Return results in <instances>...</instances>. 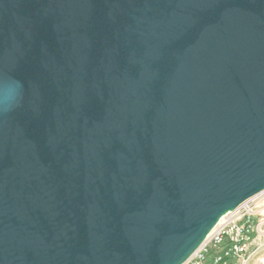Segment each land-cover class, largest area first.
I'll use <instances>...</instances> for the list:
<instances>
[{
	"label": "water",
	"instance_id": "95a60500",
	"mask_svg": "<svg viewBox=\"0 0 264 264\" xmlns=\"http://www.w3.org/2000/svg\"><path fill=\"white\" fill-rule=\"evenodd\" d=\"M264 191V0H0V264H185Z\"/></svg>",
	"mask_w": 264,
	"mask_h": 264
},
{
	"label": "built area",
	"instance_id": "2783aa9c",
	"mask_svg": "<svg viewBox=\"0 0 264 264\" xmlns=\"http://www.w3.org/2000/svg\"><path fill=\"white\" fill-rule=\"evenodd\" d=\"M264 246V191L225 214L186 264H247Z\"/></svg>",
	"mask_w": 264,
	"mask_h": 264
},
{
	"label": "rangeland",
	"instance_id": "374dc122",
	"mask_svg": "<svg viewBox=\"0 0 264 264\" xmlns=\"http://www.w3.org/2000/svg\"><path fill=\"white\" fill-rule=\"evenodd\" d=\"M262 259H264V246L253 253L247 264H264V260Z\"/></svg>",
	"mask_w": 264,
	"mask_h": 264
},
{
	"label": "bare ground",
	"instance_id": "6f19581e",
	"mask_svg": "<svg viewBox=\"0 0 264 264\" xmlns=\"http://www.w3.org/2000/svg\"><path fill=\"white\" fill-rule=\"evenodd\" d=\"M262 260H264V259H262Z\"/></svg>",
	"mask_w": 264,
	"mask_h": 264
}]
</instances>
